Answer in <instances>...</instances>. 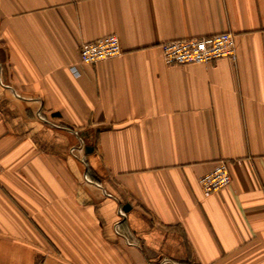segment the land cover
Returning a JSON list of instances; mask_svg holds the SVG:
<instances>
[{"label":"crops","instance_id":"crops-1","mask_svg":"<svg viewBox=\"0 0 264 264\" xmlns=\"http://www.w3.org/2000/svg\"><path fill=\"white\" fill-rule=\"evenodd\" d=\"M222 31L235 59L164 62ZM0 264H264V0H0Z\"/></svg>","mask_w":264,"mask_h":264},{"label":"built area","instance_id":"built-area-1","mask_svg":"<svg viewBox=\"0 0 264 264\" xmlns=\"http://www.w3.org/2000/svg\"><path fill=\"white\" fill-rule=\"evenodd\" d=\"M234 33L222 31L209 36L174 39L161 44L164 62L169 65L208 64L220 58L237 57ZM123 52L117 34H108L80 46L81 62L95 64L120 56ZM75 69V67H74ZM232 182L227 162L219 161L215 167L200 177L205 196L220 192Z\"/></svg>","mask_w":264,"mask_h":264},{"label":"water","instance_id":"water-1","mask_svg":"<svg viewBox=\"0 0 264 264\" xmlns=\"http://www.w3.org/2000/svg\"><path fill=\"white\" fill-rule=\"evenodd\" d=\"M129 207H130V206H129L128 204H126V205L124 206V209H125V210H128Z\"/></svg>","mask_w":264,"mask_h":264}]
</instances>
